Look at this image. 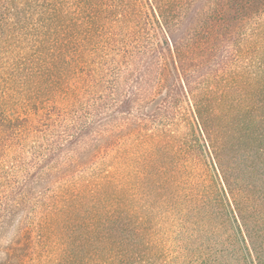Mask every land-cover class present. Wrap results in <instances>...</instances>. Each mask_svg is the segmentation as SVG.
<instances>
[{"label": "trees", "instance_id": "trees-1", "mask_svg": "<svg viewBox=\"0 0 264 264\" xmlns=\"http://www.w3.org/2000/svg\"><path fill=\"white\" fill-rule=\"evenodd\" d=\"M30 258L264 264V0H0V264Z\"/></svg>", "mask_w": 264, "mask_h": 264}, {"label": "rangeland", "instance_id": "rangeland-1", "mask_svg": "<svg viewBox=\"0 0 264 264\" xmlns=\"http://www.w3.org/2000/svg\"><path fill=\"white\" fill-rule=\"evenodd\" d=\"M150 27H151V25H150ZM256 65V64H255ZM258 65V64H257ZM235 67V69H236V66H235V62H234V65H233V68ZM234 70V69H233ZM253 71L251 72V75L249 76V75H247L248 77V82L249 81H251V82H253V81H255V79H256V77H257V75H256V72H257V69L256 68H253L252 69ZM221 72H223V71H221ZM238 72H240L239 70H238ZM219 75H223V73H219ZM210 85H212V89H214L215 87L216 88H220V90H221V87L222 86H219V84H217V83H214V84H210ZM214 85V86H213ZM187 108V104L186 103H183V106H182V110L185 112V109ZM186 132V128H185V125L183 124L182 125V128H181V133H185ZM199 168H201V167H199ZM202 169V168H201ZM201 169H199L198 171H197V173H196V178H200L201 177V175L203 174V172H202V170ZM160 228L161 227H159L158 228V230H160ZM11 241V238H10V236H5L4 238H3V240H2V247H6L8 244H9V242ZM39 259H36L35 261L32 259V258H30L29 260H28V262H27V264H40L39 263ZM46 264V263H45Z\"/></svg>", "mask_w": 264, "mask_h": 264}]
</instances>
